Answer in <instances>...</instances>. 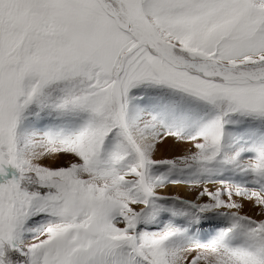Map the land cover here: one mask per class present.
Masks as SVG:
<instances>
[{
	"label": "snow or ice",
	"instance_id": "6c2138e0",
	"mask_svg": "<svg viewBox=\"0 0 264 264\" xmlns=\"http://www.w3.org/2000/svg\"><path fill=\"white\" fill-rule=\"evenodd\" d=\"M0 264H264V0H0Z\"/></svg>",
	"mask_w": 264,
	"mask_h": 264
},
{
	"label": "bare ground",
	"instance_id": "6f19581e",
	"mask_svg": "<svg viewBox=\"0 0 264 264\" xmlns=\"http://www.w3.org/2000/svg\"><path fill=\"white\" fill-rule=\"evenodd\" d=\"M161 148H163V149H161V151L159 153L160 155L183 154V151H184V148L182 146L173 148L171 146V144L164 145ZM173 192L176 193V194H180V195L189 197V193H188L186 187H182V186L175 187L174 190H173Z\"/></svg>",
	"mask_w": 264,
	"mask_h": 264
},
{
	"label": "rangeland",
	"instance_id": "374dc122",
	"mask_svg": "<svg viewBox=\"0 0 264 264\" xmlns=\"http://www.w3.org/2000/svg\"><path fill=\"white\" fill-rule=\"evenodd\" d=\"M161 149H163V148H161ZM161 149H160V151H161ZM182 187H186V188H187V191H188V193H189V198H191L192 190L189 189L187 186H182ZM173 190H174V188H173V189L170 188L168 191H169V192H173ZM244 211H245L246 213H248V214H254V210L252 209L251 205H246Z\"/></svg>",
	"mask_w": 264,
	"mask_h": 264
}]
</instances>
